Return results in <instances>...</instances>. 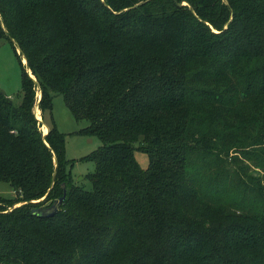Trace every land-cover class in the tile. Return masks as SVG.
<instances>
[{"label": "trees", "instance_id": "trees-1", "mask_svg": "<svg viewBox=\"0 0 264 264\" xmlns=\"http://www.w3.org/2000/svg\"><path fill=\"white\" fill-rule=\"evenodd\" d=\"M3 35L35 81L0 90V264H264V0H0ZM37 91L101 141L89 189Z\"/></svg>", "mask_w": 264, "mask_h": 264}, {"label": "rangeland", "instance_id": "rangeland-1", "mask_svg": "<svg viewBox=\"0 0 264 264\" xmlns=\"http://www.w3.org/2000/svg\"><path fill=\"white\" fill-rule=\"evenodd\" d=\"M183 3L187 2L183 1ZM20 58H22V54L17 44L7 35L1 36L0 90L16 104L20 103L23 97L22 68L25 62L23 59L20 60ZM36 94L38 99V91ZM37 117L38 129L42 133L47 130L48 125L53 123L59 131L63 132L64 155L68 161L72 162L71 165H68L72 180L81 184L85 189H89L91 183L87 178V174L93 170L94 164L92 161L82 160L81 157L98 148L101 144L99 138L95 135H86L77 132L80 128L85 126L87 122L83 119L76 120L72 116L65 104L62 94L59 92L53 93L51 113L46 112L42 115L38 108ZM134 157L142 168L148 166V155L146 152L135 150ZM14 195L15 192L12 187L7 182L1 180L0 197L14 198ZM43 197L40 199H43ZM21 203L22 201H19L17 198L14 203L9 206L7 202H1L0 208H7V210H9Z\"/></svg>", "mask_w": 264, "mask_h": 264}, {"label": "water", "instance_id": "water-1", "mask_svg": "<svg viewBox=\"0 0 264 264\" xmlns=\"http://www.w3.org/2000/svg\"><path fill=\"white\" fill-rule=\"evenodd\" d=\"M19 50H20V48H19ZM23 59H24L25 67H26V70H27L29 76H31L32 79L35 81L34 76L31 74V72H30V70H29V68L27 66L26 58L23 57ZM40 97H41V92L39 91L38 92V99L35 102L34 107H33V113H34V115H35L36 118H38L37 117V110H38V101H39ZM47 131H48V128H47V130L44 133H42V135L44 136L47 133ZM53 159H54L55 166H57L56 157L53 156ZM55 173H56V169H54V171H53V175H52L53 178L55 176ZM62 188H63V194L58 199L54 200L49 206L39 209L41 215H50V214H52L53 212L56 211L58 204L61 202V200L65 196L66 188H65V184L64 183H62Z\"/></svg>", "mask_w": 264, "mask_h": 264}, {"label": "bare ground", "instance_id": "bare-ground-1", "mask_svg": "<svg viewBox=\"0 0 264 264\" xmlns=\"http://www.w3.org/2000/svg\"><path fill=\"white\" fill-rule=\"evenodd\" d=\"M24 57V56H23ZM23 59V58H22ZM24 60V59H23ZM37 112H38V110H37ZM44 128V127H43ZM45 129V128H44Z\"/></svg>", "mask_w": 264, "mask_h": 264}]
</instances>
